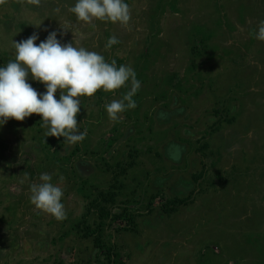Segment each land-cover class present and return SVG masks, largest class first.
I'll return each instance as SVG.
<instances>
[{
	"label": "rangeland",
	"instance_id": "obj_1",
	"mask_svg": "<svg viewBox=\"0 0 264 264\" xmlns=\"http://www.w3.org/2000/svg\"><path fill=\"white\" fill-rule=\"evenodd\" d=\"M125 2L127 26L91 27L68 11L75 0H0V65L14 58L12 39L36 32L38 44L55 30L61 43L131 66L141 82L136 107L117 120L104 105L127 87L79 97L86 137L73 145L44 139L39 114L0 127V264H264V41L255 38L264 0ZM131 161L113 208H131L135 226L106 227L117 252L109 261L76 226L88 196ZM45 172L63 190L62 221L29 202ZM175 196L186 205L169 213Z\"/></svg>",
	"mask_w": 264,
	"mask_h": 264
},
{
	"label": "clouds",
	"instance_id": "obj_2",
	"mask_svg": "<svg viewBox=\"0 0 264 264\" xmlns=\"http://www.w3.org/2000/svg\"><path fill=\"white\" fill-rule=\"evenodd\" d=\"M32 2L38 3V0ZM68 11L74 14L77 22L91 27L95 26L94 20L127 26L130 19L125 0H75ZM60 26L63 30L71 28L68 22ZM63 35L61 31L59 36ZM83 35L80 33L81 38ZM57 37V31L53 30L38 44L35 43L39 39L36 32L19 42L12 39L14 59L0 65V127L9 118L22 121L35 113L40 115L44 139L63 137V141L73 145L86 137V131L78 129L76 119L80 112L79 97H91L97 90L111 92L127 87L121 99L104 105L108 118L117 120L119 113L136 107L133 97L141 82L131 66H117L115 60L106 61L98 52L76 47L73 43H61ZM255 38L264 41V20L259 21ZM117 43V37L110 36L105 48ZM29 77L41 83L44 91L38 93L28 82ZM39 181L29 185V202L57 221L66 219L62 188L53 183L52 175L46 172L39 175Z\"/></svg>",
	"mask_w": 264,
	"mask_h": 264
},
{
	"label": "trees",
	"instance_id": "obj_3",
	"mask_svg": "<svg viewBox=\"0 0 264 264\" xmlns=\"http://www.w3.org/2000/svg\"><path fill=\"white\" fill-rule=\"evenodd\" d=\"M14 59V58H12ZM11 59V60H12ZM35 118L36 114H31L30 118ZM14 122H12V119H10L7 124L11 127H14L19 121L15 120L13 118ZM204 146V145H203ZM133 154L129 152L128 156L132 157ZM134 164V161H131L127 165H124L121 167L112 178V182L110 183L109 187L104 190L97 191L94 195L88 196V201L86 203V211L82 215L81 220L78 222L76 228L77 232L84 237V238H93L95 248L102 249L103 253L106 254L109 261H111V258L117 254L116 248L114 245H112L110 242L106 241L104 238V232L106 227L113 223L114 221H119L122 219H125L126 222L124 229L133 230V227L135 226V217L136 215L132 212L131 208L128 206L124 208H120L121 211H114L113 206L117 203V197L119 194V191H121L124 187V183L121 180V175L125 173L128 169V167H131ZM121 163L116 167L119 168ZM205 171L204 169L200 170L199 174L195 176V180L198 181V178L202 177V173ZM157 195V194H156ZM154 198L156 196L154 195ZM186 197H180L175 196L169 200H167L166 204L164 205L166 208V211L169 210V213L172 211H176L180 206L186 205ZM128 203V202H126ZM95 213L97 215L96 221L92 224L89 223V215L91 213ZM168 213V214H169ZM105 249V250H104ZM117 256V255H116ZM188 257V256H187ZM191 259H197V257L194 256L191 257ZM197 261V260H196ZM207 262V261H203ZM115 264V262H113Z\"/></svg>",
	"mask_w": 264,
	"mask_h": 264
},
{
	"label": "crops",
	"instance_id": "obj_4",
	"mask_svg": "<svg viewBox=\"0 0 264 264\" xmlns=\"http://www.w3.org/2000/svg\"><path fill=\"white\" fill-rule=\"evenodd\" d=\"M260 240H261V239H258V240H256V242H261ZM254 241H255V240H254ZM262 253H264V252H262Z\"/></svg>",
	"mask_w": 264,
	"mask_h": 264
}]
</instances>
